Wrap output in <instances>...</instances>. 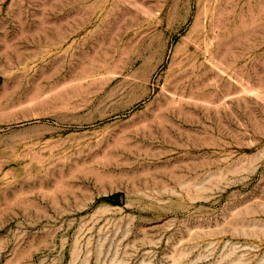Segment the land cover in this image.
Returning a JSON list of instances; mask_svg holds the SVG:
<instances>
[{"label":"rangeland","instance_id":"374dc122","mask_svg":"<svg viewBox=\"0 0 264 264\" xmlns=\"http://www.w3.org/2000/svg\"><path fill=\"white\" fill-rule=\"evenodd\" d=\"M0 264H264V0H0Z\"/></svg>","mask_w":264,"mask_h":264},{"label":"bare ground","instance_id":"6f19581e","mask_svg":"<svg viewBox=\"0 0 264 264\" xmlns=\"http://www.w3.org/2000/svg\"><path fill=\"white\" fill-rule=\"evenodd\" d=\"M162 106V105H161ZM161 106H159V107H161ZM170 106V105H169ZM165 108V107H164ZM169 108V107H168ZM157 111V110H156ZM176 111V110H175ZM167 110H165V109H160V110H158L157 112H156V114H155V112H154V114H155V116H154V118H152L150 115V117L152 118V119H150L149 117H146V118H149V119H147L146 120V122H145V128L147 129H149L151 126H152V124H154V120L156 121V118H159V119H162L164 116L166 117L167 116ZM152 115V114H151ZM144 118H145V116H144ZM170 118V117H169ZM142 119V118H141ZM143 121V120H142ZM164 121V120H163ZM162 121V122H163ZM139 122V121H138ZM158 122V121H157ZM172 122V121H171ZM140 123V122H139ZM173 123V122H172ZM155 125H157V123L155 124ZM133 127V126H132ZM137 127V126H136ZM144 127V126H143ZM163 127V126H162ZM135 128V127H134ZM136 129V128H135ZM126 131V130H125ZM154 131H156V130H154ZM146 132V131H145Z\"/></svg>","mask_w":264,"mask_h":264}]
</instances>
